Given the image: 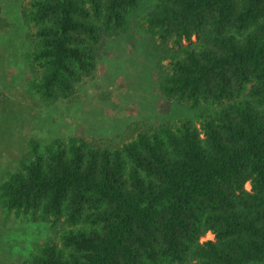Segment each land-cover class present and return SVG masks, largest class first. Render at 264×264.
<instances>
[{
  "label": "trees",
  "instance_id": "trees-1",
  "mask_svg": "<svg viewBox=\"0 0 264 264\" xmlns=\"http://www.w3.org/2000/svg\"><path fill=\"white\" fill-rule=\"evenodd\" d=\"M136 5L27 0L28 88L70 94ZM141 24L165 52L160 92L209 108L116 145L28 138L0 204L54 228L29 264L264 262V0H153Z\"/></svg>",
  "mask_w": 264,
  "mask_h": 264
},
{
  "label": "rangeland",
  "instance_id": "rangeland-1",
  "mask_svg": "<svg viewBox=\"0 0 264 264\" xmlns=\"http://www.w3.org/2000/svg\"><path fill=\"white\" fill-rule=\"evenodd\" d=\"M152 2L137 0L136 7L127 9L124 26L96 45L93 70L74 82L70 94L42 99L28 88L34 72L25 58L32 45L21 14L27 0H0L5 21L0 27V183L16 167L30 137L41 145L71 136L116 145L140 130L193 118L196 107L209 108L204 100L193 107L160 92L165 52L141 24ZM53 231L49 221L0 204V264H29L34 244L53 238Z\"/></svg>",
  "mask_w": 264,
  "mask_h": 264
}]
</instances>
